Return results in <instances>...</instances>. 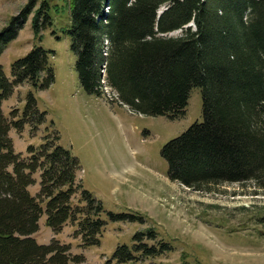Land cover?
Instances as JSON below:
<instances>
[{"label":"trees","instance_id":"trees-1","mask_svg":"<svg viewBox=\"0 0 264 264\" xmlns=\"http://www.w3.org/2000/svg\"><path fill=\"white\" fill-rule=\"evenodd\" d=\"M59 1L28 0L0 30V55L31 13L38 35L53 25L62 7L68 16L62 32L69 36L84 91L100 96L105 70L106 83L117 92L115 102L140 114L178 119L191 88L200 87L202 121L160 149L169 180L194 189L246 181L264 186V0ZM177 29L180 35H168ZM47 56V50L34 45L11 63V79L0 65V264L81 261L69 253V244L55 238L39 243L32 237L42 214L53 232L66 223L76 225L87 246L99 243L105 227L102 203L77 178L80 165L69 149L45 136L22 156L8 134L25 123L35 131L43 122L31 91L21 117L15 111L5 116L2 101L22 83L47 87L53 79ZM37 170L40 187L31 194L28 186ZM108 215L145 221L137 213ZM156 239L152 228L136 231L131 244L118 245L112 257L125 263L171 249L162 240L146 242Z\"/></svg>","mask_w":264,"mask_h":264},{"label":"rangeland","instance_id":"rangeland-1","mask_svg":"<svg viewBox=\"0 0 264 264\" xmlns=\"http://www.w3.org/2000/svg\"><path fill=\"white\" fill-rule=\"evenodd\" d=\"M27 1L0 0V30ZM32 16L5 47L0 65L11 79V63L39 45L47 50L53 79L42 89L19 84L2 101L4 115L15 111L13 114L21 117L31 91L37 109L44 112V120L35 131L29 123L21 131L9 130L13 148L26 156L27 145L37 147L45 136L56 137L57 144L77 157V176L102 203L100 217L105 221L96 245L81 243L77 226L71 223L53 232L45 224V214L40 216L32 237L39 243L55 238L69 244V253L81 258L69 264H264V186L246 181L194 189L167 177V162L160 149L191 123L202 121L200 87L191 88L185 114L178 119L131 111L115 102L119 101L117 92L105 79L100 96L88 93L79 85L76 56L69 48V36L62 32L68 25L67 10L63 12L60 7L53 25L38 35L32 31ZM181 33L177 29L168 35ZM32 177L35 182L28 188L35 194L40 187V172L35 171ZM108 212L137 213L145 221L113 220ZM147 228L157 233V239L147 240L148 244L157 245V240H162L171 249L147 258L115 262L112 256L117 245H130L133 234Z\"/></svg>","mask_w":264,"mask_h":264},{"label":"bare ground","instance_id":"bare-ground-1","mask_svg":"<svg viewBox=\"0 0 264 264\" xmlns=\"http://www.w3.org/2000/svg\"><path fill=\"white\" fill-rule=\"evenodd\" d=\"M163 7L165 8V6H163ZM164 8H163V9H164ZM159 11H160V10H159ZM191 23H193V22H191ZM191 26H192V24H191ZM104 73H105V70H104ZM104 73H103V82H104V79L106 78Z\"/></svg>","mask_w":264,"mask_h":264}]
</instances>
